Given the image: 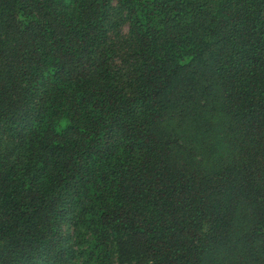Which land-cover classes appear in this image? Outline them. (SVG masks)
Wrapping results in <instances>:
<instances>
[{
  "label": "trees",
  "instance_id": "1",
  "mask_svg": "<svg viewBox=\"0 0 264 264\" xmlns=\"http://www.w3.org/2000/svg\"><path fill=\"white\" fill-rule=\"evenodd\" d=\"M0 264H264V0H0Z\"/></svg>",
  "mask_w": 264,
  "mask_h": 264
},
{
  "label": "rangeland",
  "instance_id": "2",
  "mask_svg": "<svg viewBox=\"0 0 264 264\" xmlns=\"http://www.w3.org/2000/svg\"><path fill=\"white\" fill-rule=\"evenodd\" d=\"M120 32L122 36H126L128 34V23L127 22H123L122 26L120 28Z\"/></svg>",
  "mask_w": 264,
  "mask_h": 264
}]
</instances>
